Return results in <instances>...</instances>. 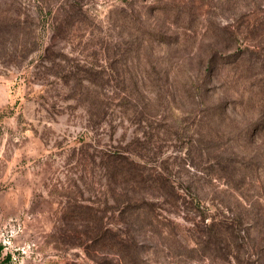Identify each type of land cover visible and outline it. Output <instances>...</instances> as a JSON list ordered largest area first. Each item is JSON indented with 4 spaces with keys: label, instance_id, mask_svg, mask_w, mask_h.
Wrapping results in <instances>:
<instances>
[{
    "label": "rangeland",
    "instance_id": "1",
    "mask_svg": "<svg viewBox=\"0 0 264 264\" xmlns=\"http://www.w3.org/2000/svg\"><path fill=\"white\" fill-rule=\"evenodd\" d=\"M241 52L264 57V0H0V264H110L121 230L139 264H264Z\"/></svg>",
    "mask_w": 264,
    "mask_h": 264
},
{
    "label": "trees",
    "instance_id": "2",
    "mask_svg": "<svg viewBox=\"0 0 264 264\" xmlns=\"http://www.w3.org/2000/svg\"><path fill=\"white\" fill-rule=\"evenodd\" d=\"M251 49V50H249ZM245 50L249 51V52H253V49L250 48L249 46L245 47ZM255 51V50H254ZM241 54H246V53H240L236 58H233L232 60H230L231 63V69L233 68V72L236 75L242 76L243 77H247L250 74H254V71L256 68H259L260 70H262L261 72H264V57H261V55H256L254 57L251 58L252 55H249V57H246L245 62L246 64L243 66L240 65V55ZM219 58H221V61H217L218 63L214 64L213 69L210 71V69H207L206 72L210 75L212 73H214L215 69L219 66H222V64L225 63V60L222 56H219ZM218 58V59H219ZM219 64V65H218ZM264 110V109H263ZM264 112V111H263ZM126 171H128V168L124 167ZM137 206H135V209L137 210ZM139 210H140V206H139ZM211 226V230H213L214 228L218 229L219 232H229L230 235L235 234L233 232V227H227V225L223 222L220 223V225L217 227L213 224H210ZM216 231V230H215ZM104 233H101V235ZM121 234H128V230H125L123 232V230H121L120 232H116V236H117V240H114L111 242V244L108 246L109 251L111 256H114V260H110V264H139L142 262L143 258H141L138 255L137 252V243L136 242H128L127 239H131V235L130 234L129 238H122ZM124 235V236H125ZM104 258V257H103ZM101 258V259H103ZM107 258H104L103 261H96L97 264H105L104 261H107ZM109 261V260H108Z\"/></svg>",
    "mask_w": 264,
    "mask_h": 264
}]
</instances>
